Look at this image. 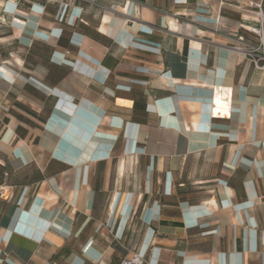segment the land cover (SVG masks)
Wrapping results in <instances>:
<instances>
[{
    "label": "crops",
    "instance_id": "0c3cea01",
    "mask_svg": "<svg viewBox=\"0 0 264 264\" xmlns=\"http://www.w3.org/2000/svg\"><path fill=\"white\" fill-rule=\"evenodd\" d=\"M94 1L0 0V264H264V0Z\"/></svg>",
    "mask_w": 264,
    "mask_h": 264
},
{
    "label": "built area",
    "instance_id": "2783aa9c",
    "mask_svg": "<svg viewBox=\"0 0 264 264\" xmlns=\"http://www.w3.org/2000/svg\"><path fill=\"white\" fill-rule=\"evenodd\" d=\"M19 2H25L27 0H18ZM60 3L66 8H70L74 0H53ZM82 2L96 4L94 0H78ZM127 2H141V0H124ZM249 5L256 9L257 25L249 27V35L239 34L234 37L233 43L230 47L241 53L247 59L251 61L253 67L257 70H264V6L262 2L250 1ZM100 11L115 12L116 8L113 4H98ZM128 16V15H127ZM127 19H130L127 17ZM117 264H146L145 255L139 251H134L131 256L122 257Z\"/></svg>",
    "mask_w": 264,
    "mask_h": 264
},
{
    "label": "rangeland",
    "instance_id": "374dc122",
    "mask_svg": "<svg viewBox=\"0 0 264 264\" xmlns=\"http://www.w3.org/2000/svg\"><path fill=\"white\" fill-rule=\"evenodd\" d=\"M7 193H8V192H7ZM7 193H6V194H7Z\"/></svg>",
    "mask_w": 264,
    "mask_h": 264
}]
</instances>
